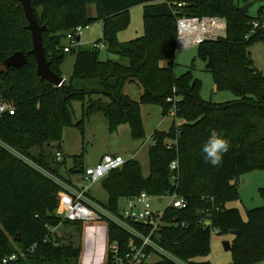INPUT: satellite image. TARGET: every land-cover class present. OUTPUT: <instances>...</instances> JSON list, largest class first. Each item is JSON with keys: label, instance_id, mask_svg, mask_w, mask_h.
<instances>
[{"label": "trees", "instance_id": "trees-1", "mask_svg": "<svg viewBox=\"0 0 264 264\" xmlns=\"http://www.w3.org/2000/svg\"><path fill=\"white\" fill-rule=\"evenodd\" d=\"M176 3L183 5L178 8ZM32 4L40 23L47 25L43 43L52 70L64 76L62 67L69 53L75 54L74 68L63 86L43 80L35 56L29 53L33 40L22 3L0 0V101L15 108L14 113L0 114V140L70 182L60 173L65 160L57 161L55 154L62 151L64 129L74 124L75 100H87L85 115L104 113L111 130L130 123L135 138L144 135L141 103L161 104L164 115L175 108L172 127L156 129L151 137L150 174H143L139 161L128 160L101 181L107 202L115 209L121 199L142 191L163 195L172 185L170 164L178 160V192L188 206L167 208L170 224L163 228V245L187 264H214L203 258L211 253L215 227L220 234L238 232L231 240L233 264L263 262L264 207L249 209L245 219L227 203L239 197L237 180L243 173L264 169V71L255 67L249 50L255 40L264 39V33L246 38L264 7L254 17L234 0H32ZM91 5L96 6V16L89 11ZM136 5L144 6L145 32L121 42L118 34L130 25V11ZM178 10L189 16L226 18L227 36L201 43L198 55L214 75L217 89L232 90L237 99L206 100L191 70L176 75ZM96 20L103 31L98 42H104L119 60H102L100 48L95 47L65 51L68 31ZM16 51L26 53V64L4 67V60ZM134 81L143 89L140 101L123 92L124 84ZM82 124L83 119L75 125ZM212 130L231 144L219 166L209 164L201 151ZM74 160L70 172L83 173L82 155ZM59 190L55 181L0 145V252L28 251L37 244L15 264H80L82 247L63 241L49 228L62 223L56 213ZM125 237L122 229L109 226V241ZM104 264H113L110 256ZM143 264L177 263L161 258Z\"/></svg>", "mask_w": 264, "mask_h": 264}, {"label": "rangeland", "instance_id": "rangeland-1", "mask_svg": "<svg viewBox=\"0 0 264 264\" xmlns=\"http://www.w3.org/2000/svg\"><path fill=\"white\" fill-rule=\"evenodd\" d=\"M234 2L242 7L250 5L248 12L254 17L257 16L259 9L264 7V0H234ZM89 10H92L90 12L92 16H96L97 9L95 5H91ZM130 14V25L118 34V39L121 42L140 37L145 32L144 6H133ZM102 37L101 22L96 20L84 28L80 44L92 48L95 42L100 41V39L103 40ZM64 43H67V40ZM249 50L255 67L264 71V39L255 40ZM100 58L102 60L110 58L119 60L120 56L110 52L108 47H101ZM74 62L75 54H67L62 67L65 78L71 76ZM127 62V60H124V63ZM175 62V73L177 76H181L191 70L193 79L200 80V93L204 99L216 103L237 99L236 94L232 90L226 88L217 89L214 75L207 70L206 61L198 55V45L178 47ZM142 91L143 89L137 81L127 82L123 86V92L135 101H140ZM84 105H87V100L84 102L75 100L73 102L74 124L64 129L63 140L60 144V148L65 154L63 159L65 163L60 166V173L78 183L82 181L83 173L70 172V169L75 165V155H82L83 164L87 166L97 163L104 154H112L122 156L126 160L135 159L139 161L142 165L143 174L148 176L150 174L149 147L152 144L151 137L153 132L156 129L169 130L175 121L174 114L170 112L164 115L163 106L159 103H141L140 110L144 135L135 138L132 134L130 123L124 122L116 130H111L109 121L104 113L96 111L90 115H85ZM82 119V126L75 125ZM176 121L179 123L181 119ZM237 182L239 197L227 203V206L238 208L244 218L247 219V211L249 209L264 207V169L249 170L243 173ZM90 192L101 202L106 203L108 201V193L101 181L94 184ZM120 202L124 203V199H121ZM169 202V198H165L162 204L153 201V207L155 209H164ZM55 229L58 236L64 239L63 241H71L76 246L82 247L81 263L104 264L106 262L108 257V233L105 223L92 221L75 224L67 223ZM225 240L231 241L232 234L212 232L211 253L207 258L203 259H209L214 264H233V252L225 249ZM158 259L156 256L153 257V261ZM23 264L36 263L24 262ZM259 264H264V261Z\"/></svg>", "mask_w": 264, "mask_h": 264}, {"label": "built area", "instance_id": "built-area-1", "mask_svg": "<svg viewBox=\"0 0 264 264\" xmlns=\"http://www.w3.org/2000/svg\"><path fill=\"white\" fill-rule=\"evenodd\" d=\"M183 3H176L175 6L180 8ZM178 14V45L177 47H189L192 45H200L208 40H217L225 38L228 32V23L226 18L221 16H189L181 10L176 11ZM252 31L246 36L264 33V13L261 18L252 21ZM87 27V26H86ZM84 26H78L68 31L66 35L65 51L69 52L73 47L83 46L80 44L81 34ZM80 36V40L77 37ZM93 47H107L104 42H95ZM14 105L6 100L0 101V114L4 112L14 113ZM176 110L173 108L171 114L175 116ZM0 145L17 157L21 158L35 169L43 172L46 176L55 181L59 186L58 191V208L57 215L64 222H103L106 224L109 237V226L115 225L126 233V237L121 239H108V256L111 257L113 264H143L154 262L153 257L159 259L166 258L177 264H187L185 261L177 257L169 249L163 245L164 233L163 228L170 224L166 220V210L172 206L177 209H183L188 206L187 201L178 192L179 181V162L174 160L170 164L173 171L172 185L165 191L163 195H153L147 191L139 194L123 198L124 203H119L117 208H112L106 202L98 200L90 191L91 187L102 181L110 172L121 168L128 160L119 155L104 154L101 159L92 165L85 167L83 172V182H70L60 176L44 169L37 162L28 156L18 152L8 144L0 140ZM57 161L64 159V153L58 150L55 154ZM165 198H169L170 202L164 209H155L153 201L162 204ZM211 224V221H207ZM186 226L185 223H182ZM56 226V227H58ZM56 227H49L54 233ZM219 229L213 228L212 232ZM56 233V232H55ZM37 245V244H36ZM36 245L33 247L35 248ZM28 251L19 249L11 254L3 255L0 252V264H15L19 259L25 258Z\"/></svg>", "mask_w": 264, "mask_h": 264}, {"label": "water", "instance_id": "water-1", "mask_svg": "<svg viewBox=\"0 0 264 264\" xmlns=\"http://www.w3.org/2000/svg\"><path fill=\"white\" fill-rule=\"evenodd\" d=\"M22 3L23 10L28 20L27 28L32 33L33 48L29 52L33 54L37 60V73L43 80H48L56 86H63L67 78L59 76L51 68V62L48 60L46 55V48L43 43V33L47 30L46 24H41L35 13L32 0H19ZM250 5L243 7V11L248 13ZM80 40V36L77 37ZM27 62L26 53L23 51H16L9 57H7L2 65L4 67H22ZM237 231L232 234H237ZM224 246L226 250H231V241L225 240Z\"/></svg>", "mask_w": 264, "mask_h": 264}, {"label": "clouds", "instance_id": "clouds-1", "mask_svg": "<svg viewBox=\"0 0 264 264\" xmlns=\"http://www.w3.org/2000/svg\"><path fill=\"white\" fill-rule=\"evenodd\" d=\"M230 148L231 144L228 139L212 130L201 151L209 164L219 166L222 164L224 155L229 152Z\"/></svg>", "mask_w": 264, "mask_h": 264}, {"label": "crops", "instance_id": "crops-1", "mask_svg": "<svg viewBox=\"0 0 264 264\" xmlns=\"http://www.w3.org/2000/svg\"><path fill=\"white\" fill-rule=\"evenodd\" d=\"M89 11L92 12V10H89ZM101 27H102V25H101ZM67 79H68V78H67ZM102 156H103V155H102ZM102 156H101V157H102ZM101 157H100V159H101ZM100 159H99V160H100ZM99 160H98V161H99ZM87 166H88V165H87ZM80 182H83V181H80ZM91 260H92V259H91ZM80 264H83V263H81V259H80Z\"/></svg>", "mask_w": 264, "mask_h": 264}]
</instances>
